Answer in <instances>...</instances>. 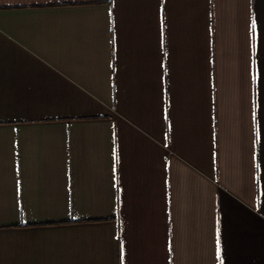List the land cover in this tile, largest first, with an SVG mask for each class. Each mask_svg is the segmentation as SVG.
Listing matches in <instances>:
<instances>
[{
	"label": "crops",
	"instance_id": "obj_1",
	"mask_svg": "<svg viewBox=\"0 0 264 264\" xmlns=\"http://www.w3.org/2000/svg\"><path fill=\"white\" fill-rule=\"evenodd\" d=\"M0 264H264V0H0Z\"/></svg>",
	"mask_w": 264,
	"mask_h": 264
},
{
	"label": "snow or ice",
	"instance_id": "obj_2",
	"mask_svg": "<svg viewBox=\"0 0 264 264\" xmlns=\"http://www.w3.org/2000/svg\"><path fill=\"white\" fill-rule=\"evenodd\" d=\"M251 27H252V31L255 32V30H256V23H255V21L252 22ZM122 253H123V249H122ZM217 258H219V248H217Z\"/></svg>",
	"mask_w": 264,
	"mask_h": 264
}]
</instances>
